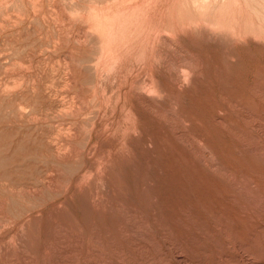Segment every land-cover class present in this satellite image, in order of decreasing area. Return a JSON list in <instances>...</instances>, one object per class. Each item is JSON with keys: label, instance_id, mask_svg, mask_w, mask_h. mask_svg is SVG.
Listing matches in <instances>:
<instances>
[{"label": "rangeland", "instance_id": "obj_1", "mask_svg": "<svg viewBox=\"0 0 264 264\" xmlns=\"http://www.w3.org/2000/svg\"><path fill=\"white\" fill-rule=\"evenodd\" d=\"M0 264H264V0H0Z\"/></svg>", "mask_w": 264, "mask_h": 264}, {"label": "bare ground", "instance_id": "obj_2", "mask_svg": "<svg viewBox=\"0 0 264 264\" xmlns=\"http://www.w3.org/2000/svg\"><path fill=\"white\" fill-rule=\"evenodd\" d=\"M65 1V0H64ZM54 3V2H53ZM93 4V3H92ZM36 34V33H35ZM92 34V33H91ZM60 44V43H59ZM98 49V48H97Z\"/></svg>", "mask_w": 264, "mask_h": 264}]
</instances>
